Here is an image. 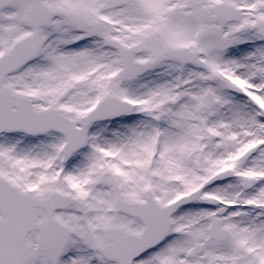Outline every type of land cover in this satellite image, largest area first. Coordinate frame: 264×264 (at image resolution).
<instances>
[{"label": "snow or ice", "instance_id": "obj_1", "mask_svg": "<svg viewBox=\"0 0 264 264\" xmlns=\"http://www.w3.org/2000/svg\"><path fill=\"white\" fill-rule=\"evenodd\" d=\"M0 264H264V0H0Z\"/></svg>", "mask_w": 264, "mask_h": 264}]
</instances>
